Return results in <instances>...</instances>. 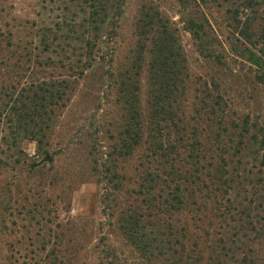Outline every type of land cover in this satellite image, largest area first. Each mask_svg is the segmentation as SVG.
<instances>
[{
	"label": "rangeland",
	"instance_id": "obj_1",
	"mask_svg": "<svg viewBox=\"0 0 264 264\" xmlns=\"http://www.w3.org/2000/svg\"><path fill=\"white\" fill-rule=\"evenodd\" d=\"M142 3L158 7L179 27L193 80L190 104L204 105L211 98L209 93L221 94L232 117L249 127L247 136L264 133V82L256 79L257 67L247 60V50L241 54L245 48L262 54L264 0H124L116 27L104 38L102 52L107 57L75 78L67 67H61L59 53L72 62L82 54L76 38L86 31L82 0L3 1L0 31L10 38L11 52L0 60L2 97L5 91L24 97L21 88L27 89L31 81L62 77L72 81L73 89L64 107L51 106L54 125L46 130V153L37 151L36 141L24 137L16 141L17 146L14 129L0 117V133L7 137L0 143V264H144L108 220L109 210H103L102 190L92 170L97 167L95 159L110 148L116 135L119 110L114 78L134 40V22ZM183 15L203 22L206 50L200 51L184 28ZM56 23L71 39L63 42L62 49L43 51L36 31L55 28ZM246 36L257 44L247 42ZM37 55L44 64L37 66ZM202 118L205 115L198 120ZM257 145L251 139L242 152L227 156L234 180L235 224L241 225V231L232 229L231 223L226 233L228 238L239 231L238 237L260 247L264 240L259 239L264 235V163ZM33 162L40 166L33 169Z\"/></svg>",
	"mask_w": 264,
	"mask_h": 264
},
{
	"label": "trees",
	"instance_id": "obj_2",
	"mask_svg": "<svg viewBox=\"0 0 264 264\" xmlns=\"http://www.w3.org/2000/svg\"><path fill=\"white\" fill-rule=\"evenodd\" d=\"M80 5L86 31L76 38L82 54L72 62L59 53L61 67H67L73 78L107 57L108 53L102 52L104 38L116 27L124 0H82ZM180 20L200 51L206 50L203 22L192 15L180 16ZM55 26L36 31L43 51L62 49L63 42L71 39L59 23ZM4 35L0 31V60L11 50V40ZM133 36L114 78V101L119 110L116 135L92 168L102 190L103 210H109L108 220L144 264H264V240L262 246L255 247L250 239L238 237L239 231L228 238L226 233L231 223L232 229L241 227L235 224L234 180L227 156L242 152L254 139L264 163V133L247 136L249 127L232 117L221 94L209 93L211 98L204 105L191 106L193 80L179 27L158 7L139 6ZM260 36L264 44V28ZM245 40L257 44L249 36ZM246 50L247 60L257 67L256 79L264 82V49L258 54L256 49L245 48L241 54ZM37 56L38 66L43 61ZM71 84L62 77L31 81L27 89L21 88L24 97L23 93L5 91L3 96L9 98L4 100L0 93V117L14 129L17 146L16 141L24 137L36 141L37 151L46 153V130L54 125L51 106L66 105ZM201 115L205 118L198 120ZM1 141L7 137L0 133ZM39 166L31 164L33 169Z\"/></svg>",
	"mask_w": 264,
	"mask_h": 264
}]
</instances>
